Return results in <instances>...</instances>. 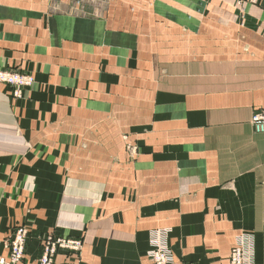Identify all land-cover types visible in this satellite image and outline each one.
Returning <instances> with one entry per match:
<instances>
[{"label": "crops", "instance_id": "1", "mask_svg": "<svg viewBox=\"0 0 264 264\" xmlns=\"http://www.w3.org/2000/svg\"><path fill=\"white\" fill-rule=\"evenodd\" d=\"M53 1L0 0V69L36 81L0 86V255L23 223L27 264L41 234L82 264H228L249 236L264 264V0Z\"/></svg>", "mask_w": 264, "mask_h": 264}, {"label": "rangeland", "instance_id": "2", "mask_svg": "<svg viewBox=\"0 0 264 264\" xmlns=\"http://www.w3.org/2000/svg\"><path fill=\"white\" fill-rule=\"evenodd\" d=\"M52 3L54 2L53 0H51ZM120 0H64L62 2H60V0H57V2H60L64 5H67V8H77V9H82V10H86L89 7H94L95 9L97 8L98 10H102L103 9V4L105 2H110V3H115L118 2ZM122 1V0H121ZM127 2H132L133 0H126ZM143 2H146L147 5H150V2H152L153 0H142ZM259 0H235V6L237 7V10L239 11V15L241 14L242 17L244 18L245 16H247L248 12H247V8L250 6H255L258 5ZM130 11L132 13L136 12L134 7H130ZM0 73H8L11 75H19L21 77L26 78L29 81H32V84L29 87H23V88H18L15 87L13 85H9L7 82H4L2 80H0V86L5 87L6 89H8V96L14 100V101H23L25 100V98H27V94L32 91V89L35 86V79L34 76L23 70L20 68H6V69H0ZM128 151H130L131 155L134 154V152H136L135 147H131L129 146ZM16 228H24L26 229L27 232V240H26V244H25V251H24V257L22 260V264H27L26 262V256H27V252H26V248L28 247L29 241H30V233H31V229L28 225L23 224V223H18L16 224L14 227H12L9 230V234L7 239L4 241V247L7 251L6 255H0V259H9L10 258V252H9V248H8V241L10 240V236L13 234V231ZM153 233V232H152ZM48 237H52V239L57 240V242H66V244H64V246L62 247L63 250H57L54 257H53V262L52 264H54L55 259L59 256V255H64V256H72L73 258L75 257V261L71 262V264H82L81 263V256H82V251H83V240L81 237H62V236H56L54 237L51 234H41L38 237V241H39V245H40V249H41V256L38 262H36L35 264H41L45 255V251H46V242L48 240H45ZM74 242V241H78L80 243L79 248H71L68 247L67 243L68 242ZM150 251V250H149ZM149 251L147 252V255L149 253Z\"/></svg>", "mask_w": 264, "mask_h": 264}, {"label": "built area", "instance_id": "3", "mask_svg": "<svg viewBox=\"0 0 264 264\" xmlns=\"http://www.w3.org/2000/svg\"><path fill=\"white\" fill-rule=\"evenodd\" d=\"M0 80L18 88H26L32 84V81H29L24 77L8 73H0ZM253 125L257 132H264V111L255 113L253 116ZM26 236L27 233L24 228H16L13 231V234L10 236V240L8 241V248L11 253L9 261H11V263L6 262L5 260H0V264H22V254L25 251L24 241ZM45 240H48L45 241L48 254L47 262H45V264H50L53 255L57 250H63V246L57 242V240L52 239V237H48ZM253 243V237L239 236L236 239V244L231 251L228 264H255L252 257ZM67 245L68 247L76 248V245H74L72 241L68 242ZM150 258L152 264H174L171 256L161 247H155V250L150 253Z\"/></svg>", "mask_w": 264, "mask_h": 264}, {"label": "bare ground", "instance_id": "4", "mask_svg": "<svg viewBox=\"0 0 264 264\" xmlns=\"http://www.w3.org/2000/svg\"><path fill=\"white\" fill-rule=\"evenodd\" d=\"M25 232H26V229H25ZM27 233V232H26ZM26 240H27V236H26V238H25V241H24V246H25V244H26ZM62 246H64V244H66V242H62V241H60L59 242ZM72 243H74V245H76V247L78 248L79 247V245H80V243L78 242V241H74V242H72ZM155 247H161V248H163V249H165L166 251H167V253L171 256V258L173 259V257H172V255H171V252L169 251V248L168 247H164L163 245H161V244H156V245H152L151 246V249H150V251H149V253H148V257L150 258V253L152 252V251H154L155 250ZM10 252V251H9ZM23 257H24V252H23ZM55 255V254H54ZM54 255H53V257H54ZM47 257H48V254H47V250L45 251V255H44V258H43V261H42V263L41 264H45V262H47ZM53 257H52V259H53ZM10 258H11V253H10ZM9 258V259H10ZM9 259H5V258H3V259H0V260H5L6 262H8V263H11V261H9ZM51 259V260H52ZM151 259V258H150ZM173 261H174V264H184V263H182V262H178V261H175L174 259H173ZM52 262H53V260L51 261V263L50 264H52ZM187 264V263H186Z\"/></svg>", "mask_w": 264, "mask_h": 264}]
</instances>
